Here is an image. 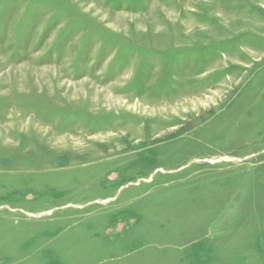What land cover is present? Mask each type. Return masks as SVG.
<instances>
[{
  "label": "rangeland",
  "instance_id": "obj_1",
  "mask_svg": "<svg viewBox=\"0 0 264 264\" xmlns=\"http://www.w3.org/2000/svg\"><path fill=\"white\" fill-rule=\"evenodd\" d=\"M0 264H264V0H0Z\"/></svg>",
  "mask_w": 264,
  "mask_h": 264
}]
</instances>
